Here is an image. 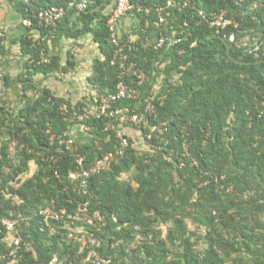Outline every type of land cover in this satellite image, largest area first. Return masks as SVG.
Listing matches in <instances>:
<instances>
[{"label":"trees","instance_id":"obj_1","mask_svg":"<svg viewBox=\"0 0 264 264\" xmlns=\"http://www.w3.org/2000/svg\"><path fill=\"white\" fill-rule=\"evenodd\" d=\"M71 1L12 0L22 18ZM135 1L167 6L170 25L179 32V24L187 21L188 26L179 34L182 42L166 48L170 62L161 72L167 86L154 99L157 119H152L159 129L152 139L150 130L142 131L151 146L140 151L130 137L125 155L91 179L92 206L108 221L97 234L103 241L100 251L115 264H264V44L251 51L256 41L264 40V0H172L189 1L182 8L169 6L171 0ZM110 3L97 0L85 11L70 10L54 39L92 34L103 53L89 77L98 95L115 91L118 83V69L111 65L116 47L107 26ZM193 6L208 17L227 9L239 23L227 30L236 33L237 42L199 15L202 22L197 23ZM24 27L21 44L28 59L19 81L25 95L34 97L18 109L0 103V220H19L21 241L16 257L11 256L14 245L0 222V264H12V259L13 264H88L71 237L77 224L65 219L51 235L41 231L36 213L53 202L75 212L83 197L68 178L74 157L57 149L78 124L66 119L62 103L77 108L90 97L79 102L58 98L35 80L36 74L67 72L74 62L62 66L58 56L41 61L31 45L30 29ZM4 49L0 37V55ZM158 58V52L144 49L136 55L152 75L160 74ZM5 79L9 87L10 76ZM120 105L137 110L140 102ZM106 120L87 122L93 127L90 139H76L89 158L96 141L112 149L115 137L103 131ZM184 142L190 156L184 154ZM32 163L33 174L21 180ZM188 220L205 232L190 230Z\"/></svg>","mask_w":264,"mask_h":264},{"label":"built area","instance_id":"obj_2","mask_svg":"<svg viewBox=\"0 0 264 264\" xmlns=\"http://www.w3.org/2000/svg\"><path fill=\"white\" fill-rule=\"evenodd\" d=\"M29 2L30 0H25ZM97 3V0H72L64 5H52L47 8H41L35 11L32 16L24 17L22 23L30 29L29 39L31 45L39 50L40 60L43 62L50 61L48 54V44L52 42L57 35L59 24L67 16L70 10L75 9L77 12L85 11L90 6ZM113 5L107 21V26L111 32V41L116 47L114 56L111 59V65L118 69V83L115 91L108 94L98 95L97 93L90 96L87 103L80 106L70 108L68 102H63L61 110L66 119L72 123L82 124L85 131L92 130V126L87 122L95 119L106 118L103 131L114 135L112 149L105 150L104 144L96 141V151L92 158H89L88 151L83 152L71 134L64 138L61 146L57 149L58 153L67 151L74 157V167L69 171V180L73 183L83 197L77 203L75 212H70L67 207H60L55 202L39 209L36 215L40 219V229L53 235L57 232L60 222L68 220L73 224L71 237L79 245V252L85 255V261L88 264H115L112 257L104 255L100 249L103 247V241L98 237V233L103 232L107 227L108 221L106 216L99 208L92 206L94 191L91 187V179L94 175L109 170L118 162L126 153L130 146V137L124 130L125 126H134L141 132L150 130L148 137L153 138V134L157 133L159 126L153 123L152 119H157L155 97L158 95L156 89L145 90L144 85L152 79L153 75L145 69V64L136 59L137 52L141 49L159 52L162 49L177 46L182 42L184 29L188 26L185 21L179 24V28L175 29L170 25L169 12L167 6H148L135 0H111ZM189 1L178 3L169 1V6L180 5L185 7ZM193 18L198 21L199 15L208 24L216 28L219 32H223L224 36L232 43L237 42L235 32H227L231 27L237 28L238 21L229 14L227 9H222L207 16L206 13L193 6ZM142 16L144 18L141 28L137 29L135 34L122 38L120 35V23L124 16ZM157 26L160 30L156 40L152 38L150 29ZM172 30L173 33L170 34ZM182 36H180V35ZM0 37H6L5 27L0 25ZM264 40L256 41L251 51H258ZM195 43L192 45L194 46ZM181 49L180 52H183ZM155 73V72H154ZM130 100L140 102L137 110H131L126 106H122V102ZM111 135L107 141L111 140ZM147 143V142H146ZM148 144V143H147ZM151 146V144H148ZM155 149L161 146L153 145ZM184 154L191 155L188 142H184ZM58 156H53L52 160L56 161ZM0 222L7 230L6 239L10 245H14L11 250V256L16 257L17 249L20 245L21 236L19 235V220L2 219ZM3 256L0 255V261ZM15 259H12V264Z\"/></svg>","mask_w":264,"mask_h":264},{"label":"crops","instance_id":"obj_3","mask_svg":"<svg viewBox=\"0 0 264 264\" xmlns=\"http://www.w3.org/2000/svg\"><path fill=\"white\" fill-rule=\"evenodd\" d=\"M112 7L113 5L110 3L106 9L107 13L111 11ZM22 19L12 0H0V25L4 26L6 30V37L3 39L5 52L0 55V103L3 104L5 102L4 104L8 107L16 109L21 108L34 97L33 93L25 95L23 86L19 81L20 74L24 70V63L28 59V55L23 52L21 44L25 31ZM73 23L70 22V26ZM141 26L142 21L139 16L126 15L120 23V35L122 38L131 36ZM159 32L160 30L157 26H152L150 29L154 40L157 39ZM171 33H173L172 30L170 31ZM87 44H91L93 49H96V52L92 53L93 55L90 57L85 54L82 56V47L87 46ZM48 51L50 58L54 56L61 58L62 66L67 65L68 60H71L74 62V67H71L67 72L56 71L47 76L42 73L36 74L35 80L42 82L43 86L49 88L56 97L70 99L73 102H79L84 97H90L96 93V88L90 83L89 77L93 73L94 61L97 58H103V53L98 43L94 41L92 34L79 37L62 36L57 41L54 40L48 44ZM158 54L159 58L155 61V65L160 74L157 75L155 72L152 79L145 83L143 87L147 91L156 89L159 93L167 86V76L161 70L170 62V57L166 49L160 50ZM6 75L11 78L9 87L6 85ZM177 77L178 75L176 74L174 78ZM4 94L6 95V101L1 100ZM8 97L14 98L7 100L9 99ZM124 130L132 138H140L142 136V132L134 126H125ZM71 133L80 141H87L91 136L81 124L74 125Z\"/></svg>","mask_w":264,"mask_h":264},{"label":"rangeland","instance_id":"obj_4","mask_svg":"<svg viewBox=\"0 0 264 264\" xmlns=\"http://www.w3.org/2000/svg\"><path fill=\"white\" fill-rule=\"evenodd\" d=\"M92 46H91V44H87V46H85V47H82V56H84V54L87 56V57H90L91 55H93L96 51V49L94 50L93 49V47L91 48ZM94 51V52H93ZM93 53V54H92ZM177 74V73H176ZM175 74V75H176ZM40 82V81H39ZM41 84H42V82H40ZM43 85V84H42ZM12 88H14V87H12ZM5 97H6V95L4 94L3 95V97H1V100H5L6 101V99H5ZM9 99H7V100H10V99H13L14 97H8ZM1 102V101H0ZM5 103V102H4ZM3 103V104H4ZM12 103V102H11ZM76 125V124H75ZM129 137H131L130 135H128ZM2 137V135H0V138ZM132 138V137H131ZM135 138V139H134ZM144 139V137H143V134H142V136H140V138L139 137H133L132 138V140L134 141V143H135V145L137 146V147H139V149H140V151H144V150H148V148H149V145H147V143L145 144V141L143 140ZM1 140V139H0ZM142 141V142H141ZM141 142V143H140ZM32 168H31V170L29 171V172H27V173H25V174H23L21 177H20V179L21 180H25L26 178H28V177H30L32 174H33V172H34V170L36 169V165H35V163H32ZM126 176L128 177L129 176V174H126ZM188 222V225H189V229L190 230H192V231H197V232H199V233H204L205 232V228L203 227V226H199V225H197V223H195L194 221H192V220H188L187 221ZM165 228V227H164ZM165 230V232H166V229H164ZM141 240V237H138L137 238V241L139 242ZM136 246V245H135ZM134 246V247H135ZM56 264H59V263H56Z\"/></svg>","mask_w":264,"mask_h":264}]
</instances>
